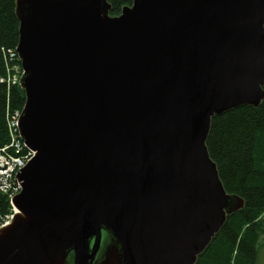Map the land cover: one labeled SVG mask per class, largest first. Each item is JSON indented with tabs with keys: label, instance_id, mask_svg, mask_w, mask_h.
I'll return each instance as SVG.
<instances>
[{
	"label": "water",
	"instance_id": "95a60500",
	"mask_svg": "<svg viewBox=\"0 0 264 264\" xmlns=\"http://www.w3.org/2000/svg\"><path fill=\"white\" fill-rule=\"evenodd\" d=\"M15 0L33 157L0 264H197L245 200L212 121L264 102V0Z\"/></svg>",
	"mask_w": 264,
	"mask_h": 264
},
{
	"label": "trees",
	"instance_id": "16d2710c",
	"mask_svg": "<svg viewBox=\"0 0 264 264\" xmlns=\"http://www.w3.org/2000/svg\"><path fill=\"white\" fill-rule=\"evenodd\" d=\"M107 1L112 16H120L134 2ZM18 41L15 0H0V49L16 48ZM24 104V92L13 88L12 111H22ZM6 117V99L0 98V148L9 142ZM207 147L226 191L242 197L246 207L228 217L197 264H257L264 236V102L259 108L240 107L214 118ZM9 212V199L0 193V213Z\"/></svg>",
	"mask_w": 264,
	"mask_h": 264
},
{
	"label": "built area",
	"instance_id": "2783aa9c",
	"mask_svg": "<svg viewBox=\"0 0 264 264\" xmlns=\"http://www.w3.org/2000/svg\"><path fill=\"white\" fill-rule=\"evenodd\" d=\"M23 74L21 60L16 48L0 49V94L6 99L7 130L9 142L0 148V193L12 198L20 191L16 184V173L24 168L33 153L28 151L20 138L18 122L21 111H12L10 107L11 92L19 85ZM13 213L0 214V227L12 219Z\"/></svg>",
	"mask_w": 264,
	"mask_h": 264
},
{
	"label": "rangeland",
	"instance_id": "374dc122",
	"mask_svg": "<svg viewBox=\"0 0 264 264\" xmlns=\"http://www.w3.org/2000/svg\"><path fill=\"white\" fill-rule=\"evenodd\" d=\"M261 243H262L261 251H260V254H259V259H258V263L257 264H264V236H261Z\"/></svg>",
	"mask_w": 264,
	"mask_h": 264
}]
</instances>
